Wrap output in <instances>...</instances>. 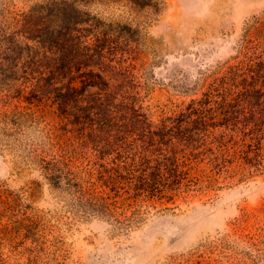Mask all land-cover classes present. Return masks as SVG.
<instances>
[{"label": "rangeland", "instance_id": "rangeland-1", "mask_svg": "<svg viewBox=\"0 0 264 264\" xmlns=\"http://www.w3.org/2000/svg\"><path fill=\"white\" fill-rule=\"evenodd\" d=\"M40 1L0 0L3 32ZM86 8L132 30L131 44L110 57L101 100L120 106L131 139L154 132L164 148L174 142L184 178L155 194L124 179L108 185L100 164L110 166L112 155L98 160L80 146L52 99H26L15 91L20 82L0 79V264H264V80L250 100L234 89L225 111L205 95L215 77L261 52L264 0H95ZM48 35L46 51L31 44L57 80L99 70L76 65L66 75L73 52L57 32ZM3 50L0 42V68ZM73 82L83 99L101 91ZM198 102L212 107L203 119L190 113ZM193 134L204 139L188 143Z\"/></svg>", "mask_w": 264, "mask_h": 264}, {"label": "trees", "instance_id": "trees-1", "mask_svg": "<svg viewBox=\"0 0 264 264\" xmlns=\"http://www.w3.org/2000/svg\"><path fill=\"white\" fill-rule=\"evenodd\" d=\"M93 1L95 0H41L16 18V28L12 33H5L4 28L0 27V42L4 45L0 79L10 86L20 82L15 91L20 94L28 93L25 95L26 99H52L58 104L66 124H70L76 132L75 138L80 146L92 149L98 160L112 155L110 166L100 164L101 177L104 181L108 180V185L124 179L133 183L136 191H148L152 194L162 192L170 184H179L184 178L177 157L172 154L176 144L171 142L168 143V148H164V143L154 138V132L152 135L131 139L130 133L123 131L128 117L125 115L120 118L123 113L120 112V106L117 103L105 104L101 100L103 88L100 86L104 85L106 89L111 86L112 77H108L105 70L108 67L114 68L110 57L120 44H131L129 35L132 30L107 22L93 14L86 8ZM49 30L51 33L57 32L66 49L73 52V57L68 60L69 70L66 75H70L76 65L84 68L92 65L99 70H86L79 76L72 75L67 83L57 80L55 69L45 63L46 53L35 54L36 46L31 44V41L36 39L38 46L41 45L46 51L51 44ZM20 35L26 42H19ZM262 55L264 46L258 55L256 51L245 54L244 59L231 65L225 74L215 77L205 93L208 104L214 100L219 104L217 107L225 111L227 98L234 89H240L238 92H242L240 95L242 94L245 100H250L260 91L256 85L264 80ZM78 77L85 86L96 85L100 88V94L97 93L98 96L95 95L94 100L85 98L86 101L83 99L85 95L78 93L79 88L73 82ZM214 97H221L222 100H216ZM208 104L194 103L190 106V113L203 119L205 111L212 109L207 107ZM128 109L133 110L137 116L144 117V114L138 113L139 109L135 106H129ZM144 130L151 132L148 126H144ZM196 137L204 139L203 135L193 134L185 140L193 143ZM105 174L108 175L107 178L104 177ZM71 183L78 188L77 182ZM77 191L82 193L79 188Z\"/></svg>", "mask_w": 264, "mask_h": 264}]
</instances>
